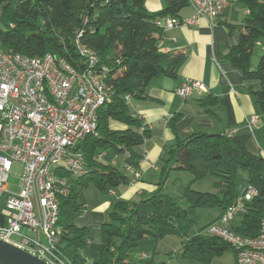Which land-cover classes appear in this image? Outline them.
Here are the masks:
<instances>
[{
    "label": "trees",
    "instance_id": "obj_1",
    "mask_svg": "<svg viewBox=\"0 0 264 264\" xmlns=\"http://www.w3.org/2000/svg\"><path fill=\"white\" fill-rule=\"evenodd\" d=\"M248 10L242 24H229V34L239 32V41L224 54L245 80H258L259 85L250 89L259 111L264 112V54L255 68L251 56L255 43L264 38V2L238 0ZM145 0H21L10 9V0H0V44L28 56L52 54L68 63L81 67L76 40L91 48L98 63L107 68L105 83L112 92L110 103L98 111L97 135L87 136L79 147L88 165L89 173L70 182V194L60 202L58 224L69 234L64 237L72 249V264H87L79 255L90 239L91 230L69 223L70 212L79 211L74 185L91 182L100 192H108L129 183L115 164H104L97 155L105 147L112 148L124 157L123 163L139 167L141 155L137 148L149 136V129L139 130L142 120L129 111L126 95L132 98L145 96L150 81L159 76L175 77V70L183 60L178 52H163L158 47L162 35L157 19L176 16L187 5L178 0L158 12H149ZM215 99L206 97L207 104ZM177 113L168 121L174 143L163 148L159 162L157 188L138 201L115 199L110 202L108 220L100 226L101 242L97 260L91 264H152L130 259V252L141 239L150 236L158 240L167 235L185 238L183 256L208 264L213 256L232 248L222 239L210 235L190 236L196 211L203 207L220 208L221 213L238 196L236 179L239 172L246 174L248 185L258 194L246 203V210L239 226L232 230L242 236H255L264 205V158L254 155L234 138L222 134L196 132L185 138L178 137ZM205 163L202 176L214 178L216 192H200L191 185L184 188L182 197L187 205L181 206L171 196L162 194L163 180L172 170L191 171L192 158ZM233 249V248H232ZM234 250V249H233ZM235 252V250H234Z\"/></svg>",
    "mask_w": 264,
    "mask_h": 264
},
{
    "label": "built area",
    "instance_id": "obj_2",
    "mask_svg": "<svg viewBox=\"0 0 264 264\" xmlns=\"http://www.w3.org/2000/svg\"><path fill=\"white\" fill-rule=\"evenodd\" d=\"M234 0H187L192 14L187 18L167 16L157 19L162 32L189 26L206 17L213 21ZM82 66L76 67L52 54L28 56L0 44V197L6 194V221L0 239L9 242L48 264H72L59 248L69 231L58 224L60 202L70 194V182L89 173L79 144L97 135L98 111L112 100L105 83L107 68L98 63L96 53L76 40ZM205 85L185 78L175 93L185 98L205 92ZM126 100L129 96H125ZM255 116L248 119L254 124ZM147 128L142 121L139 130ZM236 128L225 135L232 137ZM103 153H99L100 159ZM145 158V157H143ZM21 165L16 192L7 189L13 163ZM129 187L141 178L138 168L125 166ZM258 194L247 185L205 231L235 250L236 264H264V205L255 236L232 230V220L244 213L246 203ZM89 240H87V244ZM79 255L87 264L88 257ZM141 253V258H147Z\"/></svg>",
    "mask_w": 264,
    "mask_h": 264
},
{
    "label": "crops",
    "instance_id": "obj_3",
    "mask_svg": "<svg viewBox=\"0 0 264 264\" xmlns=\"http://www.w3.org/2000/svg\"><path fill=\"white\" fill-rule=\"evenodd\" d=\"M177 1L145 0L144 5L149 12H158ZM261 1L264 2V0ZM191 14L192 8L187 4L179 10L176 17L187 18ZM248 15L246 7L240 1L234 0L213 21L203 17L195 25L176 26L162 33L158 40L159 49L163 52L182 53L184 58L175 70V77H155L146 87L144 97H130L127 100L130 113L147 124L150 134L137 148L141 155L138 167L141 173L140 180L133 187L122 185L117 187L118 193L114 189L108 193L117 194L120 199L138 201L157 188L159 178L157 165H159L163 148L174 143V136L167 124L177 113L181 115L175 127L178 137L185 138L196 132L225 135L232 128H236L232 138L252 154L264 158V112L258 110L250 93V89L257 88L259 82L245 80L241 72L229 60L224 59L226 51L239 41V32L229 34L227 26L242 24ZM257 44V53L253 47L251 56L253 68L257 66L264 54V38ZM185 78L201 81L206 91L194 92L185 98L178 96L175 90ZM208 96L215 99V103L204 102ZM251 116H255L256 121L248 125V119ZM1 131L0 113V137ZM101 153L104 155V152ZM123 160L124 157L120 156L123 173L128 176ZM112 163L116 165L114 161ZM191 163L192 169L187 178L188 182L199 177L201 172L198 171L205 167V163L197 157H193ZM16 167H19L17 170H21V165L15 162L9 176V178L14 177V182L10 183L8 179L6 184L7 189L13 192L18 190L20 175ZM5 197L6 194L0 197V227L6 221ZM81 209L86 211L85 206H81L80 211ZM81 213L78 214L80 219L84 217ZM102 223L86 220L84 224L75 225L91 230L89 243L83 249L84 254L91 239L101 242ZM92 229L97 230L93 233ZM59 248L65 254V248L68 247L64 238L59 242ZM69 249L70 255L65 254V256L71 259L72 249ZM141 253H138V257L147 260L149 256L141 258Z\"/></svg>",
    "mask_w": 264,
    "mask_h": 264
},
{
    "label": "rangeland",
    "instance_id": "obj_4",
    "mask_svg": "<svg viewBox=\"0 0 264 264\" xmlns=\"http://www.w3.org/2000/svg\"><path fill=\"white\" fill-rule=\"evenodd\" d=\"M21 0H10V9H14L16 5ZM1 25V23H0ZM260 41V40H259ZM258 42V41H257ZM257 42L254 45V51L257 53ZM253 58L255 56L253 55ZM252 59V58H251ZM253 61V60H252ZM104 152V155L100 158L102 163L104 164H112V161L116 163L117 166L122 172V164L120 162V155L117 154L112 148L105 147L101 149ZM200 159V158H199ZM199 161V160H198ZM201 161V159H200ZM158 166V175L159 168ZM19 167H16V170ZM196 169V166L194 165ZM199 169V166H197ZM203 169L200 168L198 172L199 178L192 183L191 187L200 192H216L213 188L214 178L210 174H206L202 176ZM17 173H21V170H17ZM190 171L183 170H172L168 176L163 180L164 184L161 187V193L171 196L175 201H177L181 206L185 207L187 202L182 197V193L184 188L189 184L187 180ZM195 173V172H194ZM159 179V178H158ZM157 179V182H158ZM10 183L14 182V177L11 176L9 178ZM193 180V179H192ZM191 180V181H192ZM248 185V180L246 174L242 171L239 172V175L236 179V191L238 195H241ZM117 188H114L116 190ZM74 190L76 193V202L79 206H85L86 211L81 209V211H71L69 223L75 225L84 224L86 220H92L97 222H105L108 220L107 212L109 209V204L111 201L118 199V195H112L108 192H100L98 191L94 185L89 182L86 185L82 186L80 183L74 185ZM118 193V191H115ZM136 200V199H135ZM84 214L83 218H79L78 214ZM221 214L220 208L217 207H203L198 208L196 211V216L194 218V222L192 223L188 233L190 236L196 235L200 229L204 228L208 223L217 219V216ZM243 217V213L238 212L234 215L232 220L233 226H239ZM97 229H92L93 233H95ZM201 235H207L205 228L200 232ZM208 236V235H207ZM185 238H181L176 235H167L154 240L152 237L147 236L141 239L138 243V246L133 249L129 257L130 259L144 263L146 261H152V264H204L202 261L196 260L194 258H189L183 256V241ZM100 250V241H96L91 239V243L89 247L85 250V255L88 257V262L92 263L97 260ZM145 253L149 257L147 260L140 259L138 257V253ZM65 254L70 255V249L65 248ZM150 258V259H149ZM208 264H236L235 260V252L232 248H229L221 255L213 256Z\"/></svg>",
    "mask_w": 264,
    "mask_h": 264
},
{
    "label": "water",
    "instance_id": "obj_5",
    "mask_svg": "<svg viewBox=\"0 0 264 264\" xmlns=\"http://www.w3.org/2000/svg\"><path fill=\"white\" fill-rule=\"evenodd\" d=\"M0 264H48L29 252L0 239Z\"/></svg>",
    "mask_w": 264,
    "mask_h": 264
}]
</instances>
